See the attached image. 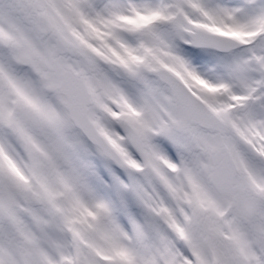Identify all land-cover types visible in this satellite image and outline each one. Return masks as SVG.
<instances>
[{"label":"snow or ice","instance_id":"1","mask_svg":"<svg viewBox=\"0 0 264 264\" xmlns=\"http://www.w3.org/2000/svg\"><path fill=\"white\" fill-rule=\"evenodd\" d=\"M0 264H264V0H0Z\"/></svg>","mask_w":264,"mask_h":264}]
</instances>
